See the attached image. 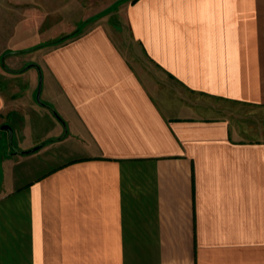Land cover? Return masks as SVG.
<instances>
[{"label":"crops","instance_id":"crops-1","mask_svg":"<svg viewBox=\"0 0 264 264\" xmlns=\"http://www.w3.org/2000/svg\"><path fill=\"white\" fill-rule=\"evenodd\" d=\"M96 1L7 69L0 264H264V0Z\"/></svg>","mask_w":264,"mask_h":264},{"label":"rangeland","instance_id":"rangeland-1","mask_svg":"<svg viewBox=\"0 0 264 264\" xmlns=\"http://www.w3.org/2000/svg\"><path fill=\"white\" fill-rule=\"evenodd\" d=\"M112 1L113 0H97L96 2L97 6H101L103 3L104 5H108ZM34 2L33 0H26L25 2L24 10L26 26L24 29L22 28L23 32L20 33H8L1 31L3 29H9L8 23L13 24L15 21L12 20V17H10L9 22L8 17H2L0 11V89L5 87L7 89V87L10 86V94H12L13 91H19V93H16L18 96L16 95L15 98L13 97L15 100L18 99V97L21 100H29V98L32 97V99L34 98L33 101L36 102L40 82L38 83V88L35 94L32 93L29 96V94L26 92L27 88H25L24 84L19 81L18 77H15L13 74H9L7 69H10V63L20 66L24 60H27L26 65L21 67V70H26L32 65L33 60H35V53H37V51L40 49L62 44L79 35L82 27L78 28L76 31H71L68 33L67 29H69L68 24L73 23L75 20H79L77 10L79 6H85V0H77L75 2L73 0H37L35 3ZM2 5L4 6V9H8L9 6L10 10L17 8V3H10L9 1L0 0V8ZM84 9L85 8H83V10ZM50 25H53V27L51 28ZM122 35L123 37L121 39V43L123 47L129 53V55H131L134 61L136 59L137 63L141 64V57L137 56V50L133 48V45L129 41V33L127 28L122 30ZM13 98L11 97L12 100H14ZM15 118L17 117L12 116L11 120H15ZM37 118L38 117H33L31 119L33 124H30L29 132L26 133V137L28 139L26 140V143L33 142L37 136H40L49 127L48 124L42 123L41 120L38 121V123H41L37 125ZM5 137L7 138V141H10L7 135ZM16 143V139L13 138L14 146Z\"/></svg>","mask_w":264,"mask_h":264},{"label":"water","instance_id":"water-1","mask_svg":"<svg viewBox=\"0 0 264 264\" xmlns=\"http://www.w3.org/2000/svg\"><path fill=\"white\" fill-rule=\"evenodd\" d=\"M41 87H42V80H40V86H39V88H38V94H37V102L39 103V104H41L42 106H45V104L42 102V100H41ZM3 129H7L8 131H9V139H10V144H11V147H12V149H13V151L14 152H16V153H22V154H27V153H30V152H25V151H20V150H18L15 146H14V144H13V131H12V129H11V127L10 126H8V125H5V126H3ZM34 150H32V152H33Z\"/></svg>","mask_w":264,"mask_h":264},{"label":"trees","instance_id":"trees-1","mask_svg":"<svg viewBox=\"0 0 264 264\" xmlns=\"http://www.w3.org/2000/svg\"><path fill=\"white\" fill-rule=\"evenodd\" d=\"M16 53H18V52H16ZM20 53V52H19Z\"/></svg>","mask_w":264,"mask_h":264}]
</instances>
